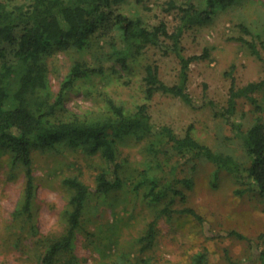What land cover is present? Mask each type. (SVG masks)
Masks as SVG:
<instances>
[{
	"label": "rangeland",
	"instance_id": "obj_1",
	"mask_svg": "<svg viewBox=\"0 0 264 264\" xmlns=\"http://www.w3.org/2000/svg\"><path fill=\"white\" fill-rule=\"evenodd\" d=\"M0 2L10 9L23 6L24 10L29 4V0ZM191 4L202 10L206 0H124L115 11L141 19L149 29L164 22L170 32H175L183 15L180 8ZM243 26L249 31H244ZM238 38L255 41L261 56ZM114 40L119 49L126 47L116 30H104L96 35L87 51H56L48 58L54 98L75 62L105 70L79 81L68 91L61 118L103 117L109 113L110 102L122 106L128 114L147 105L155 126H168L181 137L191 129L200 142L242 163H250L241 133L264 118V87L255 94L261 111L246 98L238 100L232 120L241 124L240 129L217 116L214 107L228 105L233 82L243 87L264 81V0H235L211 22L186 29L183 54L190 57L208 52V56L191 64L184 81L179 56L173 52L164 54L153 45L131 57L130 68L125 70L113 54ZM149 65L159 67L160 78L168 85L184 84L192 104L161 92L149 99L145 81ZM153 140L156 138L139 140L129 135L118 141L117 161L123 186L107 194L97 191V176L107 167L100 155L90 156L75 147L34 150L35 197L31 219L21 213L25 170L13 167L10 154L0 149V264H43L52 241L63 237L68 229L73 191L64 180L69 177H77L91 190L74 242V264H193L194 256L203 249L208 252L207 264H261L264 197L206 159L183 157L167 140L163 146L158 141L159 152H155ZM145 171L159 177L163 184L172 181L186 194V199L170 195L153 203L145 195L147 187H137ZM181 180L191 181V186ZM168 205L174 209H195L209 223V232L192 215L176 214L169 218L162 214ZM152 222H156L157 234L153 245L147 247L143 238ZM230 231H238L247 239L216 236Z\"/></svg>",
	"mask_w": 264,
	"mask_h": 264
},
{
	"label": "trees",
	"instance_id": "obj_2",
	"mask_svg": "<svg viewBox=\"0 0 264 264\" xmlns=\"http://www.w3.org/2000/svg\"><path fill=\"white\" fill-rule=\"evenodd\" d=\"M123 1L29 0L28 8L25 10L23 6L10 9L5 3L0 2V149H5L10 154L13 167H23L26 173L25 198L21 213L26 214L29 219L32 218L35 197L32 159L34 150L75 147L90 156L100 155L107 163V167L97 176V191L107 194L123 186L117 149L118 141L129 135L139 140L156 138L152 142V150L155 152H159L158 146H163V142L167 140L183 157L206 159L215 164L219 170L231 174L249 190H255L264 197V118L257 119L241 133L243 146L250 160L249 164L242 163L232 155L216 151L200 142L194 137L191 129L181 137L168 126L161 128L155 126L151 122L147 105H142L135 113L128 114L125 108L110 102L109 113L103 117L83 119L75 115L71 119L61 118L68 91L79 81L103 74L105 70L81 61L75 62L62 82L59 94L54 98L47 64L48 58L54 52L73 50L85 52L99 32L116 30L126 47L119 49L114 40L113 54L117 55L118 63L125 70L130 68L131 57L136 56L147 46L153 45L164 54L173 52L179 56L184 81L191 64L208 56V52L190 57L183 54L182 38L186 29L211 22L217 13L235 3V0H206V7L202 10L193 4L187 8L182 7L180 8L183 12L181 24L177 31L170 32L164 22L149 29L144 26L141 19L131 18L115 11L116 5ZM171 7H175L174 2L171 3ZM242 29L249 31L244 26ZM238 39L246 42L256 55L261 56L255 41ZM146 73L149 99L157 92H161L192 104L193 99L184 88V84L165 83L160 78L158 66H147ZM263 87L264 81L251 82L243 87H237L233 82L228 105L220 109L215 106V114L223 117L231 126L240 129L241 124L232 120L237 112L238 100L246 98L261 111L262 105L255 94ZM182 182L191 186L189 180ZM64 183L73 191L72 209L68 213V229L63 237L52 241L42 259L43 264L77 262L73 255L74 242L81 227L84 206L91 190L77 177L66 178ZM139 186L147 187L145 195L153 203H159L170 195L180 197L182 200L186 199V194L172 181L163 184L159 177L150 176L149 171L142 173L137 187ZM162 214L169 218L176 214L192 215L206 232H209V223L193 208L174 209L168 205L163 208ZM156 234V222H152L147 235L143 238L147 241V247L153 245ZM216 236L247 239L238 231L216 234ZM260 259L261 264H264V248L260 252ZM207 261L208 252L203 249L194 256L193 264H207ZM232 264L241 263L232 262Z\"/></svg>",
	"mask_w": 264,
	"mask_h": 264
}]
</instances>
